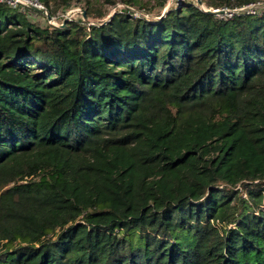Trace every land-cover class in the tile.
<instances>
[{
	"label": "trees",
	"instance_id": "16d2710c",
	"mask_svg": "<svg viewBox=\"0 0 264 264\" xmlns=\"http://www.w3.org/2000/svg\"><path fill=\"white\" fill-rule=\"evenodd\" d=\"M117 1L0 0V264H264V8Z\"/></svg>",
	"mask_w": 264,
	"mask_h": 264
},
{
	"label": "rangeland",
	"instance_id": "374dc122",
	"mask_svg": "<svg viewBox=\"0 0 264 264\" xmlns=\"http://www.w3.org/2000/svg\"><path fill=\"white\" fill-rule=\"evenodd\" d=\"M141 3H147L149 2V0H140ZM185 1H191L194 2L197 6H199L200 8H202L204 11H212L214 10V8L210 7V5H208V3L210 2V0H198V1H194V0H168L166 7L161 11L160 8H156L153 10V12L151 13L154 16H157L158 14H165L166 11L169 8H173L174 6H176V4H182V2ZM202 1V2H200ZM152 4H154V2H152ZM86 0H73L72 2V7L69 9H60L59 11H57V13L55 15H51V13L48 11V9L46 8L48 14L52 17V18H56L54 20L53 23L58 24V26H64V22H66V26L67 23L69 21H81L84 22L85 25H93L95 24V22L92 19H88L87 15H86ZM102 9L106 12L105 14V19H103L104 21H108L109 18L111 16H113L115 13L120 12L122 9H125V5L122 3V1L118 0L116 5H110V4H103ZM225 8H221L218 9V12H222L220 13L218 16H226L224 10ZM216 10V9H215ZM131 13H133L134 15L138 16L141 13L144 12L143 8H140L138 5H135L131 8ZM161 12V13H160ZM67 16V18H61V16ZM32 20L36 23H38L39 25L46 27V26H54L52 24L49 23V21L44 18L43 16L40 15H35L32 16Z\"/></svg>",
	"mask_w": 264,
	"mask_h": 264
},
{
	"label": "built area",
	"instance_id": "2783aa9c",
	"mask_svg": "<svg viewBox=\"0 0 264 264\" xmlns=\"http://www.w3.org/2000/svg\"><path fill=\"white\" fill-rule=\"evenodd\" d=\"M1 1H6L10 6L14 8H17V7H22L23 9L28 8L35 12H37L36 10H39L40 12L38 13H40L41 16L46 18L50 24L54 26H58V24L53 23L56 18H52L48 14L46 7L39 0H12V1L1 0ZM194 1H198V0H194ZM263 8H264V3L256 2V3H251L241 8L234 9V10H229L228 8H225L223 10L226 13L225 15L227 17H232L233 15L239 14V13L256 14V13H259ZM212 12H218V11L217 9L216 10L214 9L212 10ZM61 18L64 19V18H67V16L62 15Z\"/></svg>",
	"mask_w": 264,
	"mask_h": 264
},
{
	"label": "water",
	"instance_id": "95a60500",
	"mask_svg": "<svg viewBox=\"0 0 264 264\" xmlns=\"http://www.w3.org/2000/svg\"><path fill=\"white\" fill-rule=\"evenodd\" d=\"M7 1H12V0H7ZM36 11H37V12H40L39 10H36ZM208 12L213 13V14H215V15H219L220 13H222V12H212V11H208ZM66 22H67V21L64 22V26H62V28H65V27H66Z\"/></svg>",
	"mask_w": 264,
	"mask_h": 264
}]
</instances>
